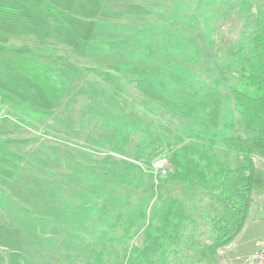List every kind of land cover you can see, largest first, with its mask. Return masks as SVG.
Returning a JSON list of instances; mask_svg holds the SVG:
<instances>
[{"label":"rangeland","instance_id":"1","mask_svg":"<svg viewBox=\"0 0 264 264\" xmlns=\"http://www.w3.org/2000/svg\"><path fill=\"white\" fill-rule=\"evenodd\" d=\"M101 5L84 54L48 39L0 43L50 67V83L65 90L38 123L8 113L0 97V264H142L148 219L159 224L168 207L158 187L173 172L172 150L196 144L237 163L219 140L244 135L231 89L264 30V0ZM128 113L154 134L136 133ZM116 159L129 163L126 175L125 165L110 171ZM252 161L264 172V160ZM146 194L148 204L138 207ZM139 208L145 222L118 215L137 218ZM200 233L156 251L151 264H207ZM261 243L264 189L252 193L246 226L212 264H247Z\"/></svg>","mask_w":264,"mask_h":264},{"label":"trees","instance_id":"2","mask_svg":"<svg viewBox=\"0 0 264 264\" xmlns=\"http://www.w3.org/2000/svg\"><path fill=\"white\" fill-rule=\"evenodd\" d=\"M101 8V0H0V43L8 39H48L84 54L85 44L94 33L92 18ZM253 43L251 57L244 60L230 96L244 135L219 140L222 147L234 152L237 163L227 165L196 144L172 150L169 159L173 172L158 187V198H164L168 207L159 224L148 219L141 254L146 261L142 264H151L156 251L179 245L198 230V236L208 241L207 264H212L218 250L229 245L244 228L252 193L264 189V172L252 161L253 157L264 160V30L254 36ZM50 71L23 50H6L0 45V97L7 112L38 123L59 107L65 90L50 83ZM127 118L137 128L136 133L145 136L144 132H149L141 129V118L136 114L128 113ZM215 144L216 140H211L208 147L212 149ZM119 153L140 159L138 154ZM115 161L110 171L118 174L123 171L119 166L125 165L122 174L126 175L129 163ZM151 197L146 194L138 207L144 202L147 205ZM143 212L139 208L137 218L128 213L118 215L134 224L141 217L143 222L147 220Z\"/></svg>","mask_w":264,"mask_h":264},{"label":"built area","instance_id":"3","mask_svg":"<svg viewBox=\"0 0 264 264\" xmlns=\"http://www.w3.org/2000/svg\"><path fill=\"white\" fill-rule=\"evenodd\" d=\"M164 164L165 160H160L155 165L156 170L161 171V174L164 175ZM247 264H264V243L257 245V247L247 255L246 258Z\"/></svg>","mask_w":264,"mask_h":264},{"label":"crops","instance_id":"4","mask_svg":"<svg viewBox=\"0 0 264 264\" xmlns=\"http://www.w3.org/2000/svg\"><path fill=\"white\" fill-rule=\"evenodd\" d=\"M245 226H246V224H245ZM245 226H244V227H245ZM261 241H262V240H261ZM236 242H237V239L235 240V243H236ZM258 242H260V241H257V242L255 243V245H256ZM235 243H234V244H235ZM255 245L252 247V249H251L249 252H251V251L254 249Z\"/></svg>","mask_w":264,"mask_h":264}]
</instances>
